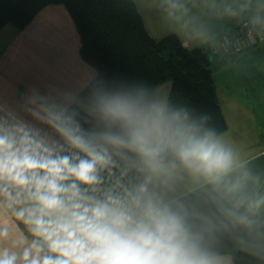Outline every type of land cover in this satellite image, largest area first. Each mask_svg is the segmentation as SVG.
Listing matches in <instances>:
<instances>
[{
  "label": "clouds",
  "instance_id": "clouds-1",
  "mask_svg": "<svg viewBox=\"0 0 264 264\" xmlns=\"http://www.w3.org/2000/svg\"><path fill=\"white\" fill-rule=\"evenodd\" d=\"M33 114L58 138L0 119V209L27 228L0 264H229L217 233L264 236V194L215 131L144 92L96 97L95 124ZM199 193L202 212L176 193ZM0 227V241L9 238Z\"/></svg>",
  "mask_w": 264,
  "mask_h": 264
},
{
  "label": "crops",
  "instance_id": "crops-1",
  "mask_svg": "<svg viewBox=\"0 0 264 264\" xmlns=\"http://www.w3.org/2000/svg\"><path fill=\"white\" fill-rule=\"evenodd\" d=\"M150 35L156 39L177 33L191 49L205 46L212 58L218 100L228 123L218 135L245 164L258 183L249 181V189L264 194V21L251 10L252 0H135ZM66 16L73 28V45L61 51L64 40L42 41L25 45L22 30L13 25L0 29V119L22 121L58 138L34 113L43 116L45 109L64 112L97 75V70L80 54L81 39L72 16L62 4L44 7L36 16ZM248 17L262 37L248 49L223 52L221 36L239 19ZM218 50L215 52L214 50ZM172 82L159 85L155 101L167 104ZM177 196L190 206L209 212L210 206L199 193H186L181 186ZM261 220V216L258 217ZM0 227L9 238L0 247H13L31 235L26 226L10 211L0 209ZM215 251L229 264L237 258L242 264H264V236L257 239L241 229L217 233Z\"/></svg>",
  "mask_w": 264,
  "mask_h": 264
},
{
  "label": "trees",
  "instance_id": "trees-1",
  "mask_svg": "<svg viewBox=\"0 0 264 264\" xmlns=\"http://www.w3.org/2000/svg\"><path fill=\"white\" fill-rule=\"evenodd\" d=\"M52 4L68 9L81 39L80 54L97 70L64 114L89 129L98 95L144 92L154 100L156 88L171 81L169 108L186 111L217 136L227 131L207 48L189 49L177 33L152 37L135 0H0V29L9 24L22 30ZM233 264L242 263L235 258Z\"/></svg>",
  "mask_w": 264,
  "mask_h": 264
},
{
  "label": "rangeland",
  "instance_id": "rangeland-1",
  "mask_svg": "<svg viewBox=\"0 0 264 264\" xmlns=\"http://www.w3.org/2000/svg\"><path fill=\"white\" fill-rule=\"evenodd\" d=\"M252 7L251 10L258 12L259 18L264 21V0H252ZM247 17V16H246ZM66 16L64 13L58 17H51V14L44 17V16H36L33 21L26 27L25 33L23 34V40L25 41V45L27 46H35L36 44H41L42 41H46V37L49 40H64V45L61 43V51H64L66 47H71L73 45V28L72 24L68 22V19H65ZM248 18V17H247ZM73 19V18H72ZM250 20V18H248ZM74 21V20H72ZM75 23V22H74ZM236 25L234 24V27ZM244 33H242L243 35ZM260 37H262L260 35ZM258 41V40H257ZM256 41V43H257ZM253 43L249 47L255 45ZM223 52H225L224 46H221ZM247 47V49L249 48ZM214 50V49H213ZM217 52L218 50H214Z\"/></svg>",
  "mask_w": 264,
  "mask_h": 264
},
{
  "label": "built area",
  "instance_id": "built-area-1",
  "mask_svg": "<svg viewBox=\"0 0 264 264\" xmlns=\"http://www.w3.org/2000/svg\"><path fill=\"white\" fill-rule=\"evenodd\" d=\"M242 33L244 34L242 35ZM260 38V35L252 26L251 20L243 17L235 27L221 36V46H224L225 51L228 53H236L247 49Z\"/></svg>",
  "mask_w": 264,
  "mask_h": 264
}]
</instances>
